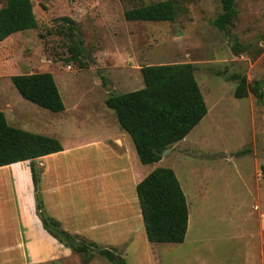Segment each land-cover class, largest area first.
Instances as JSON below:
<instances>
[{"label": "rangeland", "instance_id": "374dc122", "mask_svg": "<svg viewBox=\"0 0 264 264\" xmlns=\"http://www.w3.org/2000/svg\"><path fill=\"white\" fill-rule=\"evenodd\" d=\"M179 1L175 21L156 22L126 20L131 0H32L37 26L0 41V110L19 128L16 113L37 123L33 115L44 110L21 97L14 74L51 72L65 104L75 103L87 118L109 93L144 87L142 66L192 63L208 113L160 165L174 169L186 194V239L153 243L156 258L145 247L126 260L264 264V103L251 92L237 98L238 79L231 77L246 76L264 88V0H236L237 14L225 29L214 23L221 0ZM79 43L82 52L76 53ZM52 114L59 118L58 132L67 136L74 124ZM82 256L85 262L102 257L96 251Z\"/></svg>", "mask_w": 264, "mask_h": 264}, {"label": "trees", "instance_id": "16d2710c", "mask_svg": "<svg viewBox=\"0 0 264 264\" xmlns=\"http://www.w3.org/2000/svg\"><path fill=\"white\" fill-rule=\"evenodd\" d=\"M131 1L134 5L124 11L128 21L173 22L181 13L179 0ZM235 1L221 0L223 11L214 20L218 28L225 29L236 16ZM63 19L77 28L70 17ZM36 26L32 0H7L0 7V41ZM236 47L234 44V49ZM74 51L81 53L82 44L76 45ZM140 69L144 87L110 93L105 103L114 110L119 124L131 136L140 161L150 164L161 160L166 148L182 141L206 116L208 107L192 63L149 64ZM231 77L238 79L237 98L251 92L264 103V88L257 83H248L246 76L233 74ZM11 80L24 99L53 112L65 109L63 96L51 72L14 74ZM61 150L63 146L57 138L15 127L0 110V166L31 162L36 209L44 228L80 255L96 251L112 264H129L117 248L102 247L66 231L46 212L39 192L40 170L35 160ZM137 194L148 240L152 243L184 242L189 226V207L174 169L155 168L138 183ZM83 263L87 264L84 259Z\"/></svg>", "mask_w": 264, "mask_h": 264}, {"label": "crops", "instance_id": "0c3cea01", "mask_svg": "<svg viewBox=\"0 0 264 264\" xmlns=\"http://www.w3.org/2000/svg\"><path fill=\"white\" fill-rule=\"evenodd\" d=\"M42 109L33 115L37 123L18 112L15 124L62 143L63 150L35 160L46 212L66 231L102 247L117 248L127 260L145 247L152 248L156 258L145 234L137 185L162 165L164 156L142 163L131 136L105 102L87 118L78 115L75 103L65 104L61 112ZM52 113L74 124L67 136L58 132L59 118ZM80 124L83 128L78 130ZM261 218L264 223V211ZM0 264H84L82 255L44 228L36 209L29 160L0 166ZM87 264L112 263L102 256Z\"/></svg>", "mask_w": 264, "mask_h": 264}, {"label": "water", "instance_id": "95a60500", "mask_svg": "<svg viewBox=\"0 0 264 264\" xmlns=\"http://www.w3.org/2000/svg\"><path fill=\"white\" fill-rule=\"evenodd\" d=\"M112 89V88H111ZM171 150V148L170 147H168V148H166L164 151H163V153H162V156H164L167 152H169Z\"/></svg>", "mask_w": 264, "mask_h": 264}]
</instances>
